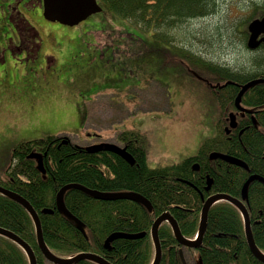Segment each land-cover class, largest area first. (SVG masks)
Wrapping results in <instances>:
<instances>
[{"label":"trees","instance_id":"obj_1","mask_svg":"<svg viewBox=\"0 0 264 264\" xmlns=\"http://www.w3.org/2000/svg\"><path fill=\"white\" fill-rule=\"evenodd\" d=\"M216 1L98 0L104 11L131 20L142 29L151 31L160 26L165 31L159 33L163 39L178 24L213 13ZM262 1V4H255L254 12L240 25L239 32L244 36L248 35L244 24L264 15V0ZM26 25L34 30L28 21ZM36 36L37 34L33 35L34 38ZM260 57L263 56L256 58ZM190 64L193 71L189 69V73L196 74L202 69L200 71L205 76L207 74L215 80L216 83L209 82L208 87L221 107L215 135L206 138L193 156L151 168L148 164L149 138L138 129H124L116 137L119 144L125 145L135 158L134 164L114 152L91 153L70 141L62 143L54 136L22 140L12 148L10 165L0 174V185L19 193L36 209L41 219L45 242L54 251L65 254L72 248L102 250L103 241L112 228L119 226L120 229L131 232L149 230L155 215L153 212L159 214L166 209L180 221L183 234L193 237L203 207L200 192L205 197L217 192L240 197L243 185L251 174L264 177V83L252 86L243 96V102L261 108L260 115L256 118L257 126L253 121L249 122L252 127L246 128L240 135L238 129L245 126L240 121L238 129H232L231 133L226 131L229 122L226 115L234 108V99L239 90L237 84H228L227 81L242 83L248 80L247 77L264 75V64L256 61L253 68L240 72L199 60H190ZM252 73L256 76L251 75ZM214 151L237 157L249 169L222 159L211 160L209 155ZM32 152L47 153L43 160L45 174L38 170L35 159L29 157ZM195 164L199 165V170L194 168ZM209 176L213 183L210 191H206ZM69 183H79L107 192H138L151 201V207H144L130 199L106 201L94 198L78 188L68 189L64 194L65 205L83 222L82 230L56 206L58 191ZM248 194L253 237L264 252V183L257 180L251 182ZM45 208L53 209L54 212H43ZM0 226L15 232L33 245L40 262L43 256L37 246L36 228L31 215L24 206L2 193ZM164 236L173 242V237L167 232ZM139 242H143V239ZM8 244L15 243L0 234V263L28 264L22 249L16 244L13 247ZM139 248L140 245L135 248L130 244L121 247L126 263L129 260H141L140 264L150 263L151 247L143 245L142 254L138 255ZM9 249L12 254L8 252ZM200 253L204 264H264L249 248L241 212L228 201L215 203L210 208Z\"/></svg>","mask_w":264,"mask_h":264},{"label":"rangeland","instance_id":"obj_2","mask_svg":"<svg viewBox=\"0 0 264 264\" xmlns=\"http://www.w3.org/2000/svg\"><path fill=\"white\" fill-rule=\"evenodd\" d=\"M32 1L38 4L26 15L34 30L15 27L16 2L11 22L0 23L1 31L15 28V37L26 33L25 47H30L29 54L21 56L23 46L13 47L19 37L12 41L10 36L9 49L0 58V174L22 140L76 131L79 136L69 135L73 143L88 145V134L94 131L99 140L119 144V132L138 129L149 138L150 167L182 161L215 135L221 112L208 87L215 80L202 69L189 73L190 60L236 72L253 68L256 61L264 64L239 32L262 0H217L213 13L178 24L167 32V41L159 36L165 32L160 26L145 30L104 10L74 26L52 22L44 17L40 1ZM41 76L50 78L49 87L40 83ZM41 98L54 101L61 110L53 116L51 109H36L33 119L25 121L27 105L38 106ZM78 102L91 109L85 122L82 115L76 116Z\"/></svg>","mask_w":264,"mask_h":264},{"label":"water","instance_id":"obj_3","mask_svg":"<svg viewBox=\"0 0 264 264\" xmlns=\"http://www.w3.org/2000/svg\"><path fill=\"white\" fill-rule=\"evenodd\" d=\"M43 2V15L44 17L52 22H59L63 25H68V26H74L82 21L86 20L89 16L101 12L103 10L102 6L99 4L98 0H42ZM247 29L250 33V37L248 40V46L253 49L257 47V45L264 40L262 38L261 40H257L259 35L264 34V15L262 17H258L253 19L247 26ZM230 83V82H228ZM258 83H264V78H257L253 79L246 84L242 85L241 90L236 98V105L240 108V102H241V97L242 95L249 89V87L258 84ZM236 126V118L234 114H231L230 117V127H235ZM229 128V127H228ZM63 142H66V138ZM88 152L94 153V152H99V151H110L118 154L122 158H124L126 161H128L131 164L135 163V158L132 156V154L127 150L126 146H119L116 143H111V142H101V143H95L92 145H89L85 147ZM43 154H31L29 157H34L38 161V170L41 171L42 173H45V168H44V163H43ZM210 157L212 159H222L224 161H227L229 163L247 167L245 162L242 160L231 156L227 153H222V152H212ZM198 169V166L195 167ZM260 180L264 182V178L260 175H251L245 184L243 185L242 188V198L239 199L237 197H233L229 194L225 193H216L212 196H210L204 203V206L202 208V213H201V219H200V227L198 231V238L196 240H188L183 236L181 233L179 226L177 225V222L167 214H164L156 219L152 226V238L156 246V257L155 260L152 264H159L160 263V256H161V248L159 244V226L160 223L167 219L170 218V221L172 223L175 235L177 239L182 242L185 245L188 246H196L198 247L201 243L203 234L207 228V223H208V213L210 208L212 207L213 204H215L218 201H228L234 204L240 211L243 216L244 220V226H245V234L247 238V242L249 245L250 250L252 253L255 255V257L264 262V252L261 251V249L257 246L252 229H251V220H250V215H249V210L247 206L245 205L244 201H248V188L249 185L252 181L254 180ZM211 179L208 180V187L211 185ZM71 188H78L89 194L90 196L97 198V199H103V200H117V199H130L134 201H138L144 205H149V201L141 194L137 192H130V191H117V192H105V191H100L96 189H90L86 187L85 185L79 184V183H69L64 185L58 192L56 202H57V207L58 209L64 213L67 217H69L71 220H73L81 229H83V222L79 220L75 215H73L69 209L65 205L64 201V194L68 189ZM0 193L6 195L7 197L15 200L16 202L20 203L22 206L26 208V210L29 212L31 217L33 218V221L35 223V228H36V235H37V242L38 245L45 255V257L53 261L55 263L57 262H64V263H70L71 260H66V259H60L58 256H56L47 246L44 235H43V230H42V224H41V219L39 217L38 212L34 209V207L31 205V203L21 196L19 193L11 191L3 186L0 185ZM44 212L46 213H53L54 211L52 209H45ZM168 216V217H167ZM0 234L10 238L14 242L18 243L23 247V249L26 251L29 257L30 264H37L36 256L34 251L32 250L31 246L19 235L14 233L13 231L3 228L0 226ZM116 236L119 237H128V238H138L141 237L142 234H133V235H127V234H115L111 235L106 243H108L111 239L115 238ZM84 257L88 259H93L97 261L100 264H108L101 256L96 255V254H90L86 253L83 255L78 256L76 259ZM202 261H199V264ZM184 264L185 261L183 262Z\"/></svg>","mask_w":264,"mask_h":264},{"label":"flooded vegetation","instance_id":"obj_4","mask_svg":"<svg viewBox=\"0 0 264 264\" xmlns=\"http://www.w3.org/2000/svg\"><path fill=\"white\" fill-rule=\"evenodd\" d=\"M31 1L32 0H0V11H1L0 12V23L1 24L3 22L8 23L10 21L9 15L11 14V12H13L12 11L13 9L11 8V6L13 5L14 2H16V10H17L16 12H17V14H16L15 19H16L17 22H16L15 27H18L19 29L20 28H24L25 29L27 27L26 21H28V23L30 25H32L30 20L28 19L27 15H26V13H27L28 8H31V7L35 6L36 4H38V3L36 1H32V2ZM39 1H40L39 5L40 6L42 5V7H43L42 0H39ZM1 29H4L3 25H2ZM24 34L22 32L19 34L20 35L19 36V42L15 43L16 45L13 44V47H15L16 50H18V47L20 49H22L21 46H23L24 49H22L23 50L22 53L29 54L30 47L29 46L25 47V41H26L27 38L25 37L26 34L25 35ZM2 37H5L8 40L10 36H8V32L7 31H4V30L1 31L0 30V42L2 40ZM249 37H250V33L248 32V35L244 36V41L246 43L245 46L247 48L251 49L248 46ZM262 38H264V34L259 35L257 40L259 41ZM252 51H254V53L261 54L264 57V40H262L257 45V47L253 48ZM257 56H260V55H257ZM238 71L240 72V70H238ZM251 75H253V73ZM253 76H256V75H253ZM247 78H248V80L245 81V82H242V83L241 82L239 83V82H236V81H233V80H228L227 81V82H230L228 84H233L234 83V84H237L239 86V90H238V92H237V94L235 96V99H234V108L232 110H230L228 115H227V119H228L229 122H228V125L226 126V131L228 133L232 129H238V123H240V121H243V124L245 125L244 128H239L238 129V134L241 135L245 131L246 128L250 129V127H252V125L249 122L253 121V123L256 125V123H257V119L256 118L258 117V115H260L259 112L261 111V108L259 106L249 105L246 102H243V96H244L245 93L241 97V102H240V106L241 107L239 108L236 105V98H237V96H238V94H239V92L241 90L242 85L246 84L247 82H249V81H251L253 79L264 78V75H260V76H256V77H252V78L247 77ZM251 87H249V88H251ZM262 108H264V105L262 106ZM231 114H234L235 118H236V126L235 127H230ZM98 140L99 139H97V143H99ZM121 146H125V145H121ZM210 159L212 160L211 157H210ZM195 167L196 166H194V168ZM241 167H243V166H241ZM151 168H154V167H151ZM199 168L200 167H198V169H196V168L195 169L199 170ZM243 168H245V167H243ZM245 169L248 170L249 167L247 166ZM254 174L255 173H253L251 175H254ZM255 175H258V174H255ZM209 179H211L212 182H211L210 187L207 188ZM256 180L260 181L258 179H256ZM260 182L264 183L262 181H260ZM212 183H213V180L209 176V178H207V182H206V186H205V190L206 191H210ZM105 192H107V191H105ZM108 192H116V191H108ZM130 192H133V191H130ZM217 193H223V192H217ZM139 194H141V193H139ZM214 194H216V193H212V194L208 195L207 197H205L204 193L200 192V198L203 201V206H204L205 201L210 196H212ZM225 194H228V193H225ZM237 198L241 199L242 198V194H241L240 197H237ZM146 199L149 201V205H144V204H142V203H140L138 201H135V202L140 204V205H143L144 207L150 208L151 207V201L148 198H146ZM106 201H114V200H106ZM132 201H134V200H132ZM218 202H221V201H218ZM218 202H216V203H218ZM246 205L248 207V210H250V207H249V194H248V201H247ZM201 213H202V209H201L200 214H199V221H198V225H197V230H196V233H195V235L193 237H189V236H186V235L183 234V232L181 230L180 221L176 218V216L169 209H166V210H163L162 212H160L159 214H157L156 211H155V213L153 212V215L154 214L155 215H154V218H153V221H152V224H151V227H150L149 230H142L141 232H138V231L137 232H131V231H127L126 229H120L119 226H116L115 229L112 228L109 231V233L106 235V237H105V239L103 241L102 250H96V251L81 250V249L73 250L74 248H72V250L65 252V254H62L61 251H54V249L50 248L47 245L49 247V249L56 256H58L60 259H66V260H71L72 259V261L70 263H64V262L55 263L53 261L48 260L45 257V255L43 254V252L41 251L39 245L37 244V246L39 247V251H40L41 255L43 256V258L41 257L40 262H38L37 253L35 252L33 245H31L29 243L28 244L31 246L32 250L35 253L37 264H100V263H98L97 261H95L93 259H88V258H84V257H80V258L76 259L78 256L86 254V253L99 255L108 264H124V263L125 264H140L141 260L140 261H134V262L129 260L126 263V257L122 254V250H121V247H123L124 244L133 245V246H135V248H137V246L140 245V248L137 251L138 255L142 254L141 250H142V246L143 245L144 246L148 245L149 247H151V260H150L149 264H152L154 262V260H155V257H156V246H155V243H154L153 238H152V231L151 230H152V226H153L154 222L156 221V219L158 217L164 215V214H167L168 216L172 217L177 222V225L179 226V229H180L181 233L183 234V236L185 238H187L188 240H196L198 238V231H199V227H200ZM208 217H209V213H208ZM207 227H208V223H207ZM244 229H245V226H244ZM206 230H207V228H206ZM206 230H205V232L203 234L201 243H200V245L198 247H196V246H188V245L183 244L182 242H180L177 239V237L175 235V232H174V229H173V226H172V223L170 221V218H167V219L163 220L160 223L159 231H158L159 244H160V248H161V256H160V263L159 264H173V263H175L177 261H179L180 264H184L183 263L184 261H185L186 264H199V261H202L201 263L204 264L203 257H202V254L200 253V250L202 249V246H203V240H204V235L206 233ZM166 232L173 237V242L169 241L168 238L164 236ZM121 233L122 234H127V235L142 234V236L138 237V238H128V237H124V236L123 237L116 236L115 238L111 239L108 243H106L107 239L111 235L121 234ZM141 239H143V242H139V240H141ZM149 240L151 241V243H149ZM124 241H126V242H124ZM14 243L18 246V248L22 249L23 254L27 257L28 264H30L28 254L23 249V247L21 245H19L18 243H16V242H14ZM15 244H8V245L13 247L12 245H15ZM8 252L12 254V251L10 249H9Z\"/></svg>","mask_w":264,"mask_h":264},{"label":"crops","instance_id":"obj_5","mask_svg":"<svg viewBox=\"0 0 264 264\" xmlns=\"http://www.w3.org/2000/svg\"><path fill=\"white\" fill-rule=\"evenodd\" d=\"M11 26H13V25H11ZM13 29V28H12ZM6 31L8 32V36H13V37H15L14 36V34H15V28H14V30H11V29H6ZM6 41H7V39L5 38V37H2V40H1V42H0V45L1 46H3L4 48L3 49H5L4 50V52H1L2 51V48L0 47V58H3L2 56L4 55V53H5V51L7 50V49H9L8 48V46H7V43H6ZM41 42L43 43L44 42V39H42L41 38ZM6 43V44H5ZM5 44V45H4ZM42 48V47H41ZM40 51H41V49H40ZM3 54V55H2ZM22 55H24V54H21V56ZM4 59V58H3ZM2 72V71H1ZM48 76H44V77H42L41 76V78H39L40 79V83L41 82H44L46 85H47V87H49V85L46 83V79H50V78H47ZM41 86H42V84H40V88H41ZM61 92H64V91H61ZM55 93H56V96H58V93L55 91ZM43 94H48V95H50V93H43ZM38 102H40V104L37 106L36 104H34L33 106H31L30 104H28L27 105V108H26V114H25V121H30V120H32L33 119V117L37 114V112H38V110H41L42 112H43V109H51L52 111H53V116H54V114H55V112H56V110L58 109V110H61V107H60V105L59 104H57V103H55L54 101H46V100H44V99H40V101H38ZM22 103V102H21ZM21 103H17V105H16V107H22L21 106ZM82 105V103L81 102H78L77 103V107H76V110H77V113H76V116L77 115H82L83 116V119H84V122L86 121L85 119H86V117H88L89 116V112H91V109L89 108V106H88V104H86V103H84L83 104V106H84V109H83V107L81 106ZM36 109H38L37 111H36ZM88 110V111H87ZM88 112V113H87ZM39 118H37V120H38ZM84 129H86L87 130V128H84ZM64 133H69V134H71L72 136H79V133H81L80 131H76V132H64ZM90 133V132H89ZM94 133H95V135L96 136H98L99 134H96L97 132L96 131H94ZM89 136H91L92 134L90 133V134H88Z\"/></svg>","mask_w":264,"mask_h":264}]
</instances>
